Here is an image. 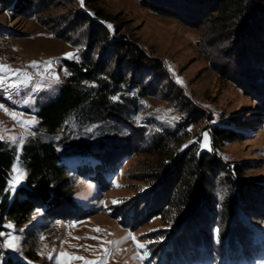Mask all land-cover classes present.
Listing matches in <instances>:
<instances>
[{"label":"rangeland","instance_id":"rangeland-1","mask_svg":"<svg viewBox=\"0 0 264 264\" xmlns=\"http://www.w3.org/2000/svg\"><path fill=\"white\" fill-rule=\"evenodd\" d=\"M15 1L18 0H0V35L9 37L8 47L0 46V64L29 74L31 80L18 90L0 86V105L16 113L21 122L33 123L21 126L0 109V135L5 137L1 140L16 156L9 187L14 189L22 184L25 176L18 162L21 139L23 142L28 138L53 141L65 151L73 146L75 150L88 151L108 136L123 144V150L115 148L113 161L105 166H97L91 159L69 173L75 209L68 219L60 215L67 208L60 207L55 209L57 215L52 213L49 217L41 209L35 210L22 227L5 222L2 233L12 232L18 240L14 242L17 247L0 249V264L170 262L177 246L187 242L198 228L203 229V224L212 222L213 217L203 214L189 223L171 221L173 210H168L166 205L170 203L165 196L167 189L160 181L149 178L155 158L144 151L149 141L142 145L135 143L138 138H144L142 134L146 130H133L130 139H125L115 129L105 132L102 125L79 129L70 119L64 130L54 135L33 131L37 124L35 106L54 97L68 75L62 60L81 56L82 31H69L66 19L72 17L84 0H31L18 9ZM96 5L121 27L120 34L161 60L172 84L195 105L196 110L189 119L187 143L194 142L199 149L211 150L209 126L235 131V137L216 146L214 152L226 164L240 166L244 179L254 185L246 198L243 193L234 196L229 217L219 218L215 228L209 225L213 239L219 231V243L212 244L217 257L212 256L205 264L221 261V253L231 248V244L239 250H248L251 244L264 248V82L259 81V77L264 81V73L248 67L252 56L256 57L254 60H260L257 55L261 53L264 56L258 39L255 41L257 34L251 37L226 33L224 26L215 24V13L210 11L214 2L210 0H96ZM93 52L96 56L100 50ZM68 53L73 56L69 58ZM33 61L38 67L31 66ZM49 61L51 65L46 67L45 62ZM16 79L9 75L8 83ZM158 81L141 99L145 109L142 119L169 126L183 117V113L177 101L164 95V90H170L171 85L162 78ZM11 137H16V142ZM98 170L99 184L96 182ZM21 172L23 178L17 180ZM157 206L160 214L154 212ZM146 208L153 209L144 213ZM204 235L211 240L209 233ZM138 244L146 247L139 248ZM145 251L147 257L143 255ZM249 258L250 264H264V254L259 257L249 254Z\"/></svg>","mask_w":264,"mask_h":264},{"label":"trees","instance_id":"trees-1","mask_svg":"<svg viewBox=\"0 0 264 264\" xmlns=\"http://www.w3.org/2000/svg\"><path fill=\"white\" fill-rule=\"evenodd\" d=\"M30 1L18 0L14 6L18 9ZM210 2H214L210 11L215 13V24H221L224 31L230 34H250L251 37L257 34L255 41L258 39L264 52V0ZM66 23L69 31H82L84 44L81 56L62 60L68 75L54 97L35 106L37 124L33 131L54 135L64 130L70 119L79 129L102 125L106 128L105 132L115 129L125 139H130L133 130H146L142 134L144 138H138L135 143L142 145L144 141H149L144 151L155 157L149 178L153 182L160 181L161 186L167 189L165 196L169 197L170 203L166 205L168 210H173L171 221L174 224L189 223L203 214L213 217L212 222L203 224V229L198 228L197 233L190 234L192 237L187 242L177 246L170 262L160 261L159 264H205L212 256L215 259L217 255L212 250V244L219 243V231L213 239L211 228L217 227L219 218L231 215L234 196L243 193L246 198L248 190L254 185L244 179L240 166L226 164L214 152L216 146L231 141L235 131L209 126L211 150L199 149L194 142L187 143L185 140L191 126L189 119L196 108L172 84L161 60L151 57L135 41L120 34L121 27L96 5V0H84L72 17L66 19ZM63 37L71 41L69 37ZM96 49L100 52L94 56ZM261 54L257 55L260 60H254L256 57L252 56L253 61H248V67L251 66L256 73H264V62L261 61H264V56L261 57ZM157 77L171 85L172 90L164 88V95L177 101L183 113V117L169 126L158 125L152 119H142L145 109L141 99L152 84L160 83L155 79ZM259 81L264 82L260 77ZM115 148L123 150V144H117L116 138L108 136L88 151L75 150L74 146L65 151L53 141L28 138L18 154V162L25 172L23 183L11 189L10 173L16 156L12 148L0 139V233L5 230L3 224L7 221L16 227L24 226L37 209L49 217L52 213L57 215L55 209L65 207L67 210L60 215L68 219L75 209L69 173L91 159L97 166H105L113 161ZM70 163L75 165L72 167ZM99 171H96L97 184L101 179ZM153 208L144 209V213L148 210L150 213ZM162 211L167 212L166 208ZM154 212L160 214L158 206ZM204 233L211 235L209 240L213 243H209ZM231 245L224 254L221 253V261L215 260L214 264H250L249 254L255 257L264 254V248L255 244H251L248 250H239Z\"/></svg>","mask_w":264,"mask_h":264},{"label":"snow or ice","instance_id":"snow-or-ice-1","mask_svg":"<svg viewBox=\"0 0 264 264\" xmlns=\"http://www.w3.org/2000/svg\"><path fill=\"white\" fill-rule=\"evenodd\" d=\"M109 28H111V25H108ZM69 58H71L73 56L72 53H68L66 54ZM46 67H50L51 65V61L49 62H45ZM32 67H38L37 62L33 61L32 62ZM0 73H4L5 75H0V86L5 87L7 89H19L21 85H25L27 84V81L31 80V76H29V74L27 73H20L19 70H13L12 68H10L7 65H3L0 64ZM9 75L11 76H16L17 79L15 81H12L11 83H8V78ZM22 77V78H21ZM0 109H3L6 114L10 115L14 120H17L18 123H21V126L24 125H28L33 123L32 121H20L18 119V116L16 113L14 112H9L7 108H4V106L0 105ZM0 139H5V137L3 135H0ZM11 139L16 142L17 138L16 137H11ZM205 139H207V135L205 134ZM19 143H23V140L21 139L19 141ZM207 146V145H205ZM14 171L16 172H20V170L18 168H14ZM23 173L21 172L20 175L16 178L18 179H22L23 178ZM7 227L11 228L12 225H7ZM100 229H97V231H99ZM131 236V234H129ZM0 237H5V240H0V249L4 248V247H9V248H15L17 247V244L14 243L15 241L18 240V237L13 236L12 232H9L7 234L5 233H0ZM133 239H135V237H132ZM6 241V242H5ZM111 243V242H110ZM139 248H145L146 245L144 244H138ZM105 252L107 253V250H105ZM63 255V254H62ZM144 257H147L148 252L145 251L144 252ZM77 259H83L82 257H77ZM86 264H97V262L94 261H86Z\"/></svg>","mask_w":264,"mask_h":264},{"label":"bare ground","instance_id":"bare-ground-1","mask_svg":"<svg viewBox=\"0 0 264 264\" xmlns=\"http://www.w3.org/2000/svg\"><path fill=\"white\" fill-rule=\"evenodd\" d=\"M8 38L7 35H0V46L2 49H5L8 47Z\"/></svg>","mask_w":264,"mask_h":264}]
</instances>
